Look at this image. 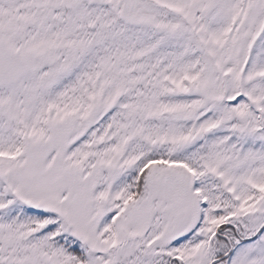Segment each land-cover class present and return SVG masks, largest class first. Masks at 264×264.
<instances>
[{"label":"snow or ice","instance_id":"snow-or-ice-1","mask_svg":"<svg viewBox=\"0 0 264 264\" xmlns=\"http://www.w3.org/2000/svg\"><path fill=\"white\" fill-rule=\"evenodd\" d=\"M0 264H264V0H0Z\"/></svg>","mask_w":264,"mask_h":264}]
</instances>
